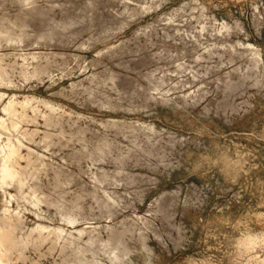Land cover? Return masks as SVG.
Here are the masks:
<instances>
[{
  "label": "rangeland",
  "instance_id": "374dc122",
  "mask_svg": "<svg viewBox=\"0 0 264 264\" xmlns=\"http://www.w3.org/2000/svg\"><path fill=\"white\" fill-rule=\"evenodd\" d=\"M1 237L0 264H264V0H0Z\"/></svg>",
  "mask_w": 264,
  "mask_h": 264
},
{
  "label": "bare ground",
  "instance_id": "6f19581e",
  "mask_svg": "<svg viewBox=\"0 0 264 264\" xmlns=\"http://www.w3.org/2000/svg\"><path fill=\"white\" fill-rule=\"evenodd\" d=\"M104 146V145H103ZM10 167V169H11V166H9ZM9 167L8 166H6V169H5V174H4V177L6 176V175H8L11 171H12V169H11V171H10V169H9ZM13 168V167H12ZM31 171V170H30ZM15 172H16V170H15ZM17 173V172H16ZM11 174V173H10ZM23 174V173H22ZM12 175V177H13V174H11ZM10 175V176H11ZM15 175H18V174H15ZM14 175V176H15ZM9 176V177H10ZM11 178V177H10ZM14 178V177H13ZM26 179V178H25ZM23 182V181H22ZM7 234H8V232H6V234H5V236H7ZM9 237V236H8ZM7 237V238H8ZM3 237H1L0 239H2Z\"/></svg>",
  "mask_w": 264,
  "mask_h": 264
}]
</instances>
